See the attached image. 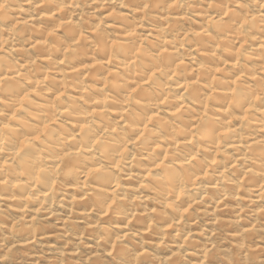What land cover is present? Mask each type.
<instances>
[{
	"label": "clouds",
	"instance_id": "9594fccd",
	"mask_svg": "<svg viewBox=\"0 0 264 264\" xmlns=\"http://www.w3.org/2000/svg\"><path fill=\"white\" fill-rule=\"evenodd\" d=\"M0 264H264V0H0Z\"/></svg>",
	"mask_w": 264,
	"mask_h": 264
}]
</instances>
